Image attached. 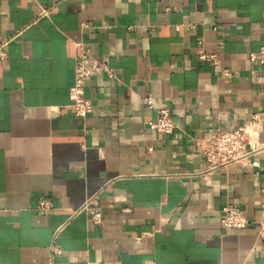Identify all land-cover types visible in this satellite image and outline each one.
<instances>
[{"label":"crops","instance_id":"0c3cea01","mask_svg":"<svg viewBox=\"0 0 264 264\" xmlns=\"http://www.w3.org/2000/svg\"><path fill=\"white\" fill-rule=\"evenodd\" d=\"M3 43L0 264H264V172L213 168L196 145L260 112L264 167V69L249 57L264 0H0ZM80 44L113 71L87 79L85 117L69 98ZM162 108L170 134L148 125ZM228 203L246 228L223 227Z\"/></svg>","mask_w":264,"mask_h":264},{"label":"built area","instance_id":"2783aa9c","mask_svg":"<svg viewBox=\"0 0 264 264\" xmlns=\"http://www.w3.org/2000/svg\"><path fill=\"white\" fill-rule=\"evenodd\" d=\"M132 27L129 25V29ZM78 47L80 53L75 63L74 82L70 87L69 98L76 115L85 117L93 110L92 101L86 96L87 79L101 72L112 77L113 71L108 63L99 60L86 45L80 44ZM3 49L4 43L0 45V58L5 57ZM197 56L203 61H212L215 64L217 62L216 55L206 52L203 47L198 50ZM249 57L251 61H258L264 69V47L261 48L260 53H250ZM228 73L229 71L226 70L225 75ZM145 100L147 103H151L149 97ZM262 121L263 113H255L250 120L235 127L225 130L212 129L209 135L198 139L196 145L203 152L207 163L213 168L252 158L251 163L258 168V172H264V167L254 159V156L260 151V147L254 144V140L261 129ZM148 125L165 134L172 133L177 127L168 108L160 109L156 118L148 121ZM49 207L50 201L44 197L40 198L38 208L45 210ZM83 208L87 210L94 224H101L103 212L98 208L95 197L89 199ZM221 223L225 229H242L246 228L250 221L243 208L228 203L222 208Z\"/></svg>","mask_w":264,"mask_h":264}]
</instances>
